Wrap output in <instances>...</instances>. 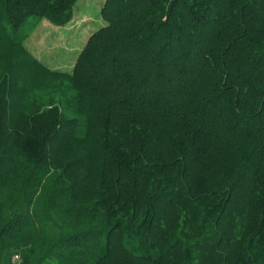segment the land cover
<instances>
[{
  "label": "trees",
  "instance_id": "1",
  "mask_svg": "<svg viewBox=\"0 0 264 264\" xmlns=\"http://www.w3.org/2000/svg\"><path fill=\"white\" fill-rule=\"evenodd\" d=\"M78 1L0 0V264H264V0H105L52 70Z\"/></svg>",
  "mask_w": 264,
  "mask_h": 264
},
{
  "label": "rangeland",
  "instance_id": "2",
  "mask_svg": "<svg viewBox=\"0 0 264 264\" xmlns=\"http://www.w3.org/2000/svg\"><path fill=\"white\" fill-rule=\"evenodd\" d=\"M104 2L105 0H79L72 20L64 26L29 18L24 28L36 26L27 39L26 47L50 69L71 73L89 35L107 25L100 13Z\"/></svg>",
  "mask_w": 264,
  "mask_h": 264
}]
</instances>
